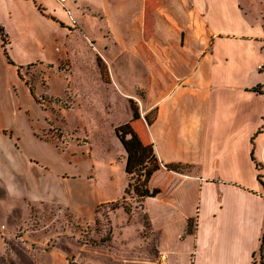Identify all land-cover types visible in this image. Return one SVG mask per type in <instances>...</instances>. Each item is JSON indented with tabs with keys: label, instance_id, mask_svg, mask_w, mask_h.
<instances>
[{
	"label": "rangeland",
	"instance_id": "1",
	"mask_svg": "<svg viewBox=\"0 0 264 264\" xmlns=\"http://www.w3.org/2000/svg\"><path fill=\"white\" fill-rule=\"evenodd\" d=\"M238 1L245 23L237 27L264 31V0ZM49 4L64 14L66 30L79 29L78 1ZM185 25L189 31L200 27ZM135 26L128 24L129 30ZM124 27L115 26L116 37L96 40L103 55L86 39L81 61L59 65L67 46L79 52L84 37L59 34L56 48L43 50L36 33L9 35L0 25L6 40L0 32V264H188L159 253V231L148 215L155 199L141 200L131 189L125 195L137 176L126 175L127 155L116 136L117 128L133 127L135 114L146 125L153 47L178 45L181 30L162 24L163 40L121 38ZM253 52L257 64L264 49ZM159 187L166 184L152 177L149 188ZM166 225L169 249L175 231Z\"/></svg>",
	"mask_w": 264,
	"mask_h": 264
},
{
	"label": "crops",
	"instance_id": "2",
	"mask_svg": "<svg viewBox=\"0 0 264 264\" xmlns=\"http://www.w3.org/2000/svg\"><path fill=\"white\" fill-rule=\"evenodd\" d=\"M76 1L83 12L75 31L60 24L64 14L49 6L52 0H0V25L9 35L36 33L43 50L56 48L59 34L76 41L84 37L79 52L67 46L61 65L71 58L82 60L86 39L103 55L96 40L106 39L105 34L116 37L117 25H126L121 38L163 40L162 24H178V45L153 47V102L143 113L151 124L137 120L132 127L144 145L153 147L160 165L153 177L166 184L154 198L153 215L146 211L159 231V253L177 263L187 258L188 264H264V187L252 161L254 148L255 159L264 166V76L258 70L264 57L259 53L261 60L253 61V50L264 49V31L253 34L237 27L244 17L238 0ZM130 23L136 28L129 30ZM185 24L200 27L189 31ZM258 85L263 94L252 92ZM183 169L191 172L181 173ZM166 224L175 231L169 249L163 243Z\"/></svg>",
	"mask_w": 264,
	"mask_h": 264
},
{
	"label": "trees",
	"instance_id": "3",
	"mask_svg": "<svg viewBox=\"0 0 264 264\" xmlns=\"http://www.w3.org/2000/svg\"><path fill=\"white\" fill-rule=\"evenodd\" d=\"M0 32L2 33V38L4 42L5 35L3 29L0 28ZM263 86L258 85L256 88L252 90V92L257 94H263L262 92ZM140 119L139 114H135L134 120L137 121ZM147 123L150 125V121L146 118ZM264 128V127H263ZM260 130L258 133H261ZM116 136L127 155L125 173L127 176L136 177L129 182L128 187L125 189V195L129 194L130 189L133 190L134 194L139 199H147V198H155L160 193L161 190L154 189L151 190L149 188V183L153 177V175L160 170V165L156 155L154 154L153 147L151 145H144L140 140L137 133L134 131L131 125H123L116 129ZM257 136V134H256ZM255 137L252 139V144L254 147ZM252 161L255 163L256 169L259 171L257 176V180L264 187V166L260 164L254 156V148L252 151ZM168 170H171L167 167ZM116 205V206H114ZM112 209L117 208V204H114ZM126 213L129 212L126 210ZM194 227V220L189 221L188 225V233H192ZM260 254L263 258L264 255V234L262 237V244L260 248Z\"/></svg>",
	"mask_w": 264,
	"mask_h": 264
},
{
	"label": "built area",
	"instance_id": "4",
	"mask_svg": "<svg viewBox=\"0 0 264 264\" xmlns=\"http://www.w3.org/2000/svg\"><path fill=\"white\" fill-rule=\"evenodd\" d=\"M62 1H64V0H61V2H62ZM258 70L261 71V72H264V66H263V65L259 66V67H258Z\"/></svg>",
	"mask_w": 264,
	"mask_h": 264
}]
</instances>
